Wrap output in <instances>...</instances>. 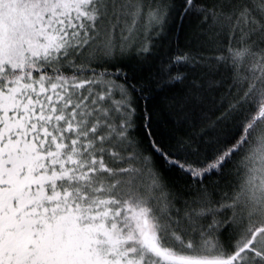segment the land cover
<instances>
[{
    "label": "snow or ice",
    "instance_id": "snow-or-ice-1",
    "mask_svg": "<svg viewBox=\"0 0 264 264\" xmlns=\"http://www.w3.org/2000/svg\"><path fill=\"white\" fill-rule=\"evenodd\" d=\"M0 264H264V0H0Z\"/></svg>",
    "mask_w": 264,
    "mask_h": 264
}]
</instances>
